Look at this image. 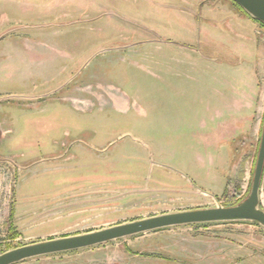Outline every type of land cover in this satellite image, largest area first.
Segmentation results:
<instances>
[{
  "label": "rangeland",
  "instance_id": "374dc122",
  "mask_svg": "<svg viewBox=\"0 0 264 264\" xmlns=\"http://www.w3.org/2000/svg\"><path fill=\"white\" fill-rule=\"evenodd\" d=\"M201 59L257 87L250 123L225 142L223 189L194 179L180 124ZM263 121L264 27L231 0H0V254L236 205ZM19 264H264V228L182 226Z\"/></svg>",
  "mask_w": 264,
  "mask_h": 264
},
{
  "label": "crops",
  "instance_id": "0c3cea01",
  "mask_svg": "<svg viewBox=\"0 0 264 264\" xmlns=\"http://www.w3.org/2000/svg\"><path fill=\"white\" fill-rule=\"evenodd\" d=\"M193 69L197 73L192 89L194 106L187 110L188 114L186 110L179 113L183 116L180 124L184 137L189 136L187 138L196 144L192 156L200 170L195 169L192 175L206 187L223 189L229 160L225 142L250 123L252 104L249 98L251 92L254 98L257 87L249 71L245 70L246 73L236 78L232 75L233 66L227 63L201 59L195 62ZM244 69L245 66L240 70ZM192 127L194 134L186 135ZM259 206L264 209V172Z\"/></svg>",
  "mask_w": 264,
  "mask_h": 264
},
{
  "label": "water",
  "instance_id": "95a60500",
  "mask_svg": "<svg viewBox=\"0 0 264 264\" xmlns=\"http://www.w3.org/2000/svg\"><path fill=\"white\" fill-rule=\"evenodd\" d=\"M249 17L264 25V0H231ZM255 161L251 187L245 199L233 206H217L168 212L141 218L99 230L43 240L0 254V264H19L36 258L76 252L128 237L160 230L205 224L256 223L264 228V210L260 205V187L264 172V121Z\"/></svg>",
  "mask_w": 264,
  "mask_h": 264
},
{
  "label": "trees",
  "instance_id": "16d2710c",
  "mask_svg": "<svg viewBox=\"0 0 264 264\" xmlns=\"http://www.w3.org/2000/svg\"><path fill=\"white\" fill-rule=\"evenodd\" d=\"M232 2V1H231ZM240 11H242L243 13H245L238 5H236L235 3H233ZM246 14V13H245ZM247 15V14H246ZM256 21V20H255ZM257 22V21H256ZM259 23V22H258ZM261 24V23H260ZM261 25H263V24H261ZM263 27H264V25H263ZM236 223H239V222H236ZM224 224H231V223H224ZM254 224H256V223H254ZM257 225V224H256ZM161 231V230H160ZM156 232H158V231H156Z\"/></svg>",
  "mask_w": 264,
  "mask_h": 264
}]
</instances>
